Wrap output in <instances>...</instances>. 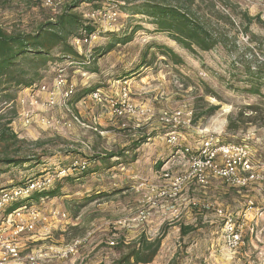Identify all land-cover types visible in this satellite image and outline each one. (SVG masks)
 <instances>
[{"label": "rangeland", "instance_id": "rangeland-1", "mask_svg": "<svg viewBox=\"0 0 264 264\" xmlns=\"http://www.w3.org/2000/svg\"><path fill=\"white\" fill-rule=\"evenodd\" d=\"M70 2L49 8L0 0V26L32 31ZM124 4L84 0L76 9L90 24L87 15L102 8L117 18L108 26L94 15L90 62L66 70L74 87L66 107L46 112L44 98L27 88L10 91L13 104L0 99L2 122L12 120L11 131L24 142L17 156L32 160L0 167V192L35 179L50 186L39 198L16 202L26 205L19 218L0 220V257L12 240L16 255L6 256L7 264H116L141 240L160 239L149 264H264V82L253 95L245 75L264 63V0L214 1L234 28L212 16L228 41L195 54ZM244 15L251 19L247 32ZM53 56L40 83L50 85L55 66L67 61ZM95 87L98 100L86 95ZM43 118L60 124H42ZM207 142L212 149L247 145L254 179L242 187L246 174L237 168L229 180L207 170L204 183L197 180ZM221 156L213 160L218 168L226 161ZM62 170L66 177L58 178ZM16 225L25 229L14 236ZM187 226L192 231L183 236Z\"/></svg>", "mask_w": 264, "mask_h": 264}, {"label": "trees", "instance_id": "trees-1", "mask_svg": "<svg viewBox=\"0 0 264 264\" xmlns=\"http://www.w3.org/2000/svg\"><path fill=\"white\" fill-rule=\"evenodd\" d=\"M83 1L71 0L70 3L64 5L60 12L47 16L32 31L26 32L19 29L7 31L0 26V99L3 103L13 104L15 95L11 94V90L19 91L39 84L45 78L44 72L48 68V64L52 63L55 58L53 55L56 54L58 61L73 60L78 63L84 61L85 58L80 56L70 45V40L79 35L81 31L87 34L94 31L92 24L83 21L82 16L76 12ZM123 1L125 2L122 6L123 10L133 16L147 17L154 26V32L166 34L191 54L209 52L217 45L225 44L228 41L225 35L221 34L218 25L211 21L212 16L217 17V22L224 26L234 28L233 22L228 16L214 10V1L217 0ZM243 19L247 23L244 28V31L247 32L251 19L246 15L243 16ZM139 29V26H135L130 34ZM130 37L118 41L116 44H125L130 41ZM113 46L114 44H109L104 52L109 53ZM167 52L168 55L171 53L168 50ZM262 66L264 63L254 67L253 70L249 68L245 73L247 83L250 85L248 91L253 95H259L258 87L264 82V70L261 72L259 69ZM97 89L100 88L95 87L88 90L86 95ZM214 110H216L215 107L212 108V111ZM3 119L4 117L0 116V167H17L31 163L32 160L17 156L24 142L11 131L12 120L2 122ZM233 127V123H229L228 128L232 130ZM141 143L136 141L133 147L138 148ZM44 193V191L35 192L31 197L39 198ZM53 195V192H48L45 196ZM23 206L26 205L15 202L14 206L5 210V214ZM180 230L184 236L192 231V228L187 226L181 227ZM159 242L160 239L154 243L141 240L137 246L121 256L116 264L151 263L156 255Z\"/></svg>", "mask_w": 264, "mask_h": 264}, {"label": "built area", "instance_id": "built-area-1", "mask_svg": "<svg viewBox=\"0 0 264 264\" xmlns=\"http://www.w3.org/2000/svg\"><path fill=\"white\" fill-rule=\"evenodd\" d=\"M33 2H38L42 4V6H47L49 8L52 7H58L62 5L63 0H31ZM94 15L98 17V21L106 22L108 26H111L115 23L117 14L113 10H108L105 8H102L99 11H95L94 13H91L90 15H87V19L92 20L90 21L91 24L96 25V22L94 21ZM96 29V28H95ZM98 32L97 30H94L92 33L87 34L84 31H81L79 35L76 37H73L70 40V45L72 48L80 55L83 56L85 59L83 62L91 60L92 55H89V51L87 47L93 42V40L97 39ZM75 65H84L82 63L75 62L73 60H67L65 61L64 66H55L54 73L55 76L52 79V82L50 85H46L45 83H40L37 86H32L30 88H27L29 92L36 93L37 95H40L44 98L42 101L41 108L44 111H48L49 109L52 110L55 107H66V103L68 102V99L73 96L74 93V87L71 82H69L66 70L68 68H73ZM84 76V74H83ZM101 96L100 89L95 90L93 93L90 94V98L92 100H98V98ZM29 103V102H28ZM33 103H29V106H33ZM131 111V108H129ZM26 122H29V119L31 118L29 114H25ZM32 120H30L31 123ZM41 123L45 125H51L56 126L59 125V121H50L49 119H41ZM70 124V123H69ZM61 125H65L62 123ZM173 138H171L170 141H172ZM185 153H188V150L184 151ZM201 154V157L204 156L203 161L198 162V168L196 169L195 177L197 180H199L201 183H204V176L203 172L211 171L212 173L216 174L221 179L229 180L236 175V169L239 168L244 173V176H246L241 181V186L244 187L247 182L254 179V175L252 173V169L250 168L252 166L253 161V155L251 153L250 148L247 145H221L218 148H213L210 143H205L202 147V149L199 152ZM222 155L221 157L226 159L224 161L223 165L218 168L216 165L213 164V160L215 159L216 155ZM76 165V163H75ZM86 165H82L81 168H84ZM66 177V172L62 170L59 172L58 178ZM43 181V180H42ZM40 181L30 180L29 182L25 183L23 186L14 187L12 189L3 190L0 192V220L2 218H5L6 221H11L12 217L15 216L16 218L20 217V210L22 208H25V206L14 209L11 213L5 214V210L11 206L13 203L21 200V199H27L29 198L33 193L35 192H42L47 190L49 187H44L41 184H38ZM13 235L16 236L20 234L22 231H24L23 225H16L14 228ZM238 240L237 236H234ZM4 254L3 257H0V264H7L8 258L7 257H15L16 255V247L12 244V240L6 242L5 246L3 247ZM72 253V250H69Z\"/></svg>", "mask_w": 264, "mask_h": 264}]
</instances>
